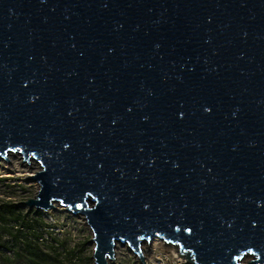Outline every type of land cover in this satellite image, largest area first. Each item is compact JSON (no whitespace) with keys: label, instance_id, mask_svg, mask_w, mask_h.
Listing matches in <instances>:
<instances>
[{"label":"water","instance_id":"95a60500","mask_svg":"<svg viewBox=\"0 0 264 264\" xmlns=\"http://www.w3.org/2000/svg\"><path fill=\"white\" fill-rule=\"evenodd\" d=\"M8 153L40 166L19 204L81 215L92 264L154 238L264 264V0H0Z\"/></svg>","mask_w":264,"mask_h":264},{"label":"rangeland","instance_id":"374dc122","mask_svg":"<svg viewBox=\"0 0 264 264\" xmlns=\"http://www.w3.org/2000/svg\"><path fill=\"white\" fill-rule=\"evenodd\" d=\"M37 190L36 181L26 179L22 171L11 168L8 161L0 159V200L19 204L33 198ZM19 205L21 211H16L13 215V218L20 216L17 221L0 223V264H92L91 232L81 215H73L61 206H57L59 209L55 206V209L49 211L38 210L45 225L41 226V223L33 222V214L29 211L33 209ZM23 219L41 226L38 231L42 233V238L37 245L30 244V250H22L24 246L17 242H34L31 236L15 240L10 234ZM157 243L148 256L150 264H188L181 256L179 257L184 262L173 255V247L160 241ZM118 246L120 250L117 248L115 259L108 264H142L132 252H122L124 248L119 244ZM143 258L144 264H147L144 255Z\"/></svg>","mask_w":264,"mask_h":264},{"label":"trees","instance_id":"16d2710c","mask_svg":"<svg viewBox=\"0 0 264 264\" xmlns=\"http://www.w3.org/2000/svg\"><path fill=\"white\" fill-rule=\"evenodd\" d=\"M21 211V207L16 202L6 201L1 199L0 200V223H9L8 220L17 221L18 217H14L13 215L16 211ZM30 214H33V222L34 223H41V226H45L43 224V220L40 218L41 212L38 210H29ZM6 221V222H5ZM34 224L29 223L28 220L23 219V222H20L14 231H10V234L12 235V238L15 240H20L22 237L31 236L32 241L34 242H17L20 245H23L24 248L22 250H30L31 245L35 244L37 245L40 238H42V233L38 231V227ZM47 227V226H46ZM8 231V230H7Z\"/></svg>","mask_w":264,"mask_h":264},{"label":"bare ground","instance_id":"6f19581e","mask_svg":"<svg viewBox=\"0 0 264 264\" xmlns=\"http://www.w3.org/2000/svg\"><path fill=\"white\" fill-rule=\"evenodd\" d=\"M0 159L5 160L3 158H0ZM7 159H8L9 166L11 168L15 169V170L22 171L25 174L26 178L29 177V176H33L40 169V167L38 166V164L36 162H34V161H30L28 163H27V161H23L22 157L18 153H16V154L15 153H8ZM57 206L59 207L58 204H56V207ZM157 242H159V239L154 238L150 242V245L149 246L148 245H145V243H143L141 245V252L145 256V258H146L145 260H146L147 264H150V259H149L148 256L152 253L153 246L158 244ZM121 246L124 248L122 250V252L123 251L126 252L127 250H129V248L127 247V245H121ZM169 247H172V246L169 245ZM117 248H118V250H120L119 249V246L117 245L116 248H115V254H116ZM171 251H172L173 255L175 257H177V259L179 261L184 262V260L180 259L179 255L177 253V248L175 246L173 247V249ZM249 260H250L249 257L248 258H244L242 260V263L243 264H248V261ZM188 264H191V263H188Z\"/></svg>","mask_w":264,"mask_h":264},{"label":"built area","instance_id":"2783aa9c","mask_svg":"<svg viewBox=\"0 0 264 264\" xmlns=\"http://www.w3.org/2000/svg\"><path fill=\"white\" fill-rule=\"evenodd\" d=\"M39 166V165H38ZM40 167V166H39ZM160 242H162V243H164V245H168V244H166L164 241H162V240H159ZM151 242V241H150ZM150 242L149 243H145V245H149L150 244ZM169 246V245H168ZM170 246H172V247H174L173 245H170ZM178 253V252H177Z\"/></svg>","mask_w":264,"mask_h":264},{"label":"snow or ice","instance_id":"6c2138e0","mask_svg":"<svg viewBox=\"0 0 264 264\" xmlns=\"http://www.w3.org/2000/svg\"><path fill=\"white\" fill-rule=\"evenodd\" d=\"M129 110H130V109H129ZM180 115L183 116V113H180ZM66 147H67V145H66ZM189 231H191V229H189Z\"/></svg>","mask_w":264,"mask_h":264}]
</instances>
